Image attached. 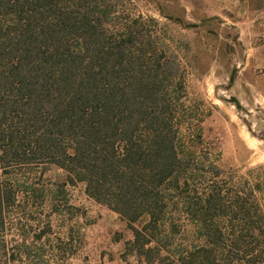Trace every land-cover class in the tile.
<instances>
[{"label":"trees","instance_id":"1","mask_svg":"<svg viewBox=\"0 0 264 264\" xmlns=\"http://www.w3.org/2000/svg\"><path fill=\"white\" fill-rule=\"evenodd\" d=\"M113 6L0 0V177L38 164L62 169L57 188L83 183L125 223L137 264H264L252 187L203 188L159 91L171 62L152 58L139 20L118 23ZM9 189L0 181V225ZM186 223L192 240L174 244Z\"/></svg>","mask_w":264,"mask_h":264},{"label":"rangeland","instance_id":"2","mask_svg":"<svg viewBox=\"0 0 264 264\" xmlns=\"http://www.w3.org/2000/svg\"><path fill=\"white\" fill-rule=\"evenodd\" d=\"M111 1L112 19L124 25L137 18L152 58L171 62L159 91L168 104V124L178 130L179 150L195 153L191 165L198 167L203 188L212 180L247 182L264 214V47L249 48L241 28L216 14V1ZM200 153L206 155L203 165ZM9 174L0 177L12 193L8 204L2 202L0 264H136L131 231L89 198L83 183L57 188L64 171L49 164ZM192 233L186 223L173 243H189Z\"/></svg>","mask_w":264,"mask_h":264},{"label":"crops","instance_id":"3","mask_svg":"<svg viewBox=\"0 0 264 264\" xmlns=\"http://www.w3.org/2000/svg\"><path fill=\"white\" fill-rule=\"evenodd\" d=\"M209 1L217 2L218 11L216 14L218 16H221L223 19H232L233 22L231 25L240 27V34L247 35L249 48L264 47V0ZM236 19L237 21H234ZM116 217H118V215ZM123 225L125 227V223ZM135 263H138V257H136ZM141 264H143V262Z\"/></svg>","mask_w":264,"mask_h":264},{"label":"water","instance_id":"4","mask_svg":"<svg viewBox=\"0 0 264 264\" xmlns=\"http://www.w3.org/2000/svg\"><path fill=\"white\" fill-rule=\"evenodd\" d=\"M168 19H170V17L169 16H166ZM232 78H230V80H231ZM230 101L231 102H236L237 100H236V98L235 97H231V99H230Z\"/></svg>","mask_w":264,"mask_h":264}]
</instances>
